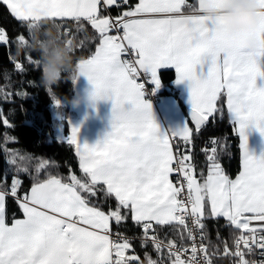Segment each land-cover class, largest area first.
Returning a JSON list of instances; mask_svg holds the SVG:
<instances>
[{
	"label": "snow or ice",
	"instance_id": "snow-or-ice-1",
	"mask_svg": "<svg viewBox=\"0 0 264 264\" xmlns=\"http://www.w3.org/2000/svg\"><path fill=\"white\" fill-rule=\"evenodd\" d=\"M188 0H0L9 14L29 30L38 22L87 21L99 34V46L79 61L81 75L93 85L94 100L113 102L112 130L93 147L78 143L72 128L82 177L70 175L37 180L20 195L21 181L0 176V264H214L219 248L206 245V223L223 218L231 228V243L221 241L222 255L232 264H264V157L247 151L246 129L255 125L264 133V28L259 48L246 51L238 43L242 33H231L219 21H209ZM264 3V0H262ZM117 9V15L110 14ZM25 42L23 36L18 37ZM10 37L0 28V44ZM72 44V40H67ZM208 63L206 76L197 67ZM171 66L177 83L190 81L191 121L179 133H161L152 106L144 100L147 73L159 86V70ZM17 69L23 71L20 63ZM7 85L0 99L13 93ZM224 101L233 127L241 138V171L231 179L218 158L220 142L211 139L206 151L207 174L197 173L191 145L196 133L217 114ZM125 104L130 105L125 109ZM3 113H0V117ZM195 125V129L190 127ZM4 124L11 127L7 120ZM210 152V154H209ZM30 159L12 154L10 163ZM36 162V171L48 167ZM103 193L114 197L108 212L93 203ZM11 198L22 218H6ZM131 219L143 232L142 241L158 254L153 260L135 254L130 239L113 234L116 225ZM170 227L177 238L161 240ZM219 239V234H218Z\"/></svg>",
	"mask_w": 264,
	"mask_h": 264
},
{
	"label": "trees",
	"instance_id": "trees-1",
	"mask_svg": "<svg viewBox=\"0 0 264 264\" xmlns=\"http://www.w3.org/2000/svg\"><path fill=\"white\" fill-rule=\"evenodd\" d=\"M131 2L134 4L138 0ZM188 3L197 6V0H188ZM117 12L118 10L113 8L110 14L115 16ZM38 27L41 32L54 27L59 31L62 40H72L73 57L77 63L90 58L99 46V34L87 21L78 23L67 19L55 21L48 19L38 22ZM0 28H4L10 37L8 45L0 44V89H4L7 85L6 90L13 93L8 100L0 99V113H3L0 117V176L7 175L9 185L13 176L19 179L20 195L28 192L37 180L43 181L50 175L63 178L65 182L70 175L82 177L76 147L69 144V101L75 94V84L71 81H61L52 89H45L41 82L40 54L28 46L33 30H29L26 24L15 20L2 5H0ZM20 36H23L27 42L23 48L18 39ZM17 63L22 64L23 71L17 69ZM160 79V94L175 97L190 122L189 107L175 86L174 71H161ZM219 106L224 108L223 116L217 114L215 120L210 119L209 123L194 136L191 145L192 162L196 166L197 173L203 171L206 175L208 162L205 153L212 147L209 141L216 139L221 146L218 149V162L224 172L231 179H235L241 171V138L233 127L223 100ZM4 120H7L11 127L5 125ZM190 126L195 129L194 124L190 123ZM58 134L66 136L67 140L64 141L63 138L59 140ZM13 153L18 157L30 158L17 160L19 167L26 170L16 171V166L10 163ZM39 160H46L49 163L46 169L37 172L36 162ZM93 203L105 212L116 207L115 198H105L103 193H98L97 197L93 198ZM6 206V218L9 221L13 215L22 218V212L11 198H8ZM205 223L207 232L205 244L221 250V254L214 257V263L232 264L230 258L222 255L221 243V241L231 243V228L222 218H211ZM112 231L134 238L130 240L132 248L141 259H145V254L153 260L158 258L152 245L143 243L142 229L130 218L120 225L113 222ZM158 235L165 241L177 238L176 233L168 226L162 227Z\"/></svg>",
	"mask_w": 264,
	"mask_h": 264
},
{
	"label": "clouds",
	"instance_id": "clouds-1",
	"mask_svg": "<svg viewBox=\"0 0 264 264\" xmlns=\"http://www.w3.org/2000/svg\"><path fill=\"white\" fill-rule=\"evenodd\" d=\"M199 11L210 22H221L231 33H242L238 43L255 53L259 48V30L264 28V3L262 0H200ZM27 43V42H26ZM20 42L21 48L26 44ZM28 46L40 54L41 82L45 89H52L61 81L75 84L81 75L79 62L74 61L73 45L62 40L54 27L41 32L33 29ZM94 101L93 91L77 94L69 101L78 108Z\"/></svg>",
	"mask_w": 264,
	"mask_h": 264
},
{
	"label": "crops",
	"instance_id": "crops-1",
	"mask_svg": "<svg viewBox=\"0 0 264 264\" xmlns=\"http://www.w3.org/2000/svg\"><path fill=\"white\" fill-rule=\"evenodd\" d=\"M198 6V0H197ZM261 69L264 70V59L260 61ZM209 65L206 62L203 66L197 67V74L206 76L207 69ZM163 70H173L175 73V86L181 93V98L185 102V104L192 108L190 96V81L184 80L182 82L177 83V73L173 67L168 66L164 69L159 70V86H155L157 93H161V79L160 72ZM257 87H264V77L257 78ZM78 91L81 93L83 91V87L80 85ZM146 102H149L152 106V113L155 124L160 129L161 133H179L183 130V128L188 123V117L184 113L182 107L180 106L178 100L173 96H163L161 95V99L159 102L154 103L152 100L143 97ZM84 106L93 105L95 107L98 106V114H93L90 110L84 111L85 118L82 120H76V123L72 126V128L79 129L77 133L78 143L83 145H88L89 147H93L101 142L104 137L112 130L111 121H112V109L113 102L110 99L104 100H94L92 103L83 104ZM125 109L129 108L130 105L125 104ZM87 116V117H86ZM230 119L232 117L230 116ZM233 120V119H232ZM69 121V120H68ZM234 124V120L231 121ZM191 127V126H190ZM70 128V126H69ZM69 131V140L71 135V129ZM236 130V129H235ZM237 132V130H236ZM238 133V132H237ZM247 135V151L250 156L253 157H264L263 154L254 149V146L258 143L264 142V133H261L255 125H249L246 129ZM242 149V156H243ZM223 219V218H222Z\"/></svg>",
	"mask_w": 264,
	"mask_h": 264
},
{
	"label": "rangeland",
	"instance_id": "rangeland-1",
	"mask_svg": "<svg viewBox=\"0 0 264 264\" xmlns=\"http://www.w3.org/2000/svg\"><path fill=\"white\" fill-rule=\"evenodd\" d=\"M83 87V91L80 93L78 91L79 86ZM93 91V85L88 81L87 77L84 75H80L79 80L75 83V94H82L84 92H91ZM86 110H90L93 111V114H98V106L95 107L93 105H89V106H84L83 104H81L78 108H74L71 106L69 107V113H68V120H69V126L70 128H72V126L76 123V120H82L83 118H85V116H83L84 111ZM87 117V116H86ZM231 121H233L231 119ZM254 149H257L258 151H260L263 156H264V142L258 143L254 146Z\"/></svg>",
	"mask_w": 264,
	"mask_h": 264
},
{
	"label": "built area",
	"instance_id": "built-area-1",
	"mask_svg": "<svg viewBox=\"0 0 264 264\" xmlns=\"http://www.w3.org/2000/svg\"><path fill=\"white\" fill-rule=\"evenodd\" d=\"M142 80H143V82L145 83V87H144V89H143V91H144V97H146V98L152 100L153 102L157 103V102L160 100L161 96L158 95V94L155 92V89H154V87H153L152 84H151L149 74L146 73V74L142 77ZM168 134H171V133H168ZM115 233H118V232H113V234H115ZM122 235H123V234H122ZM124 236H125V235H124ZM127 237H128L130 240L134 239V238L129 237V236H127ZM250 258H251V259H254V260H257V261H259L260 259H264V258L260 257V255H259L258 252H257V254H256L255 256L250 257ZM214 264H215V263H214Z\"/></svg>",
	"mask_w": 264,
	"mask_h": 264
},
{
	"label": "water",
	"instance_id": "water-1",
	"mask_svg": "<svg viewBox=\"0 0 264 264\" xmlns=\"http://www.w3.org/2000/svg\"><path fill=\"white\" fill-rule=\"evenodd\" d=\"M191 112H192V108H189L188 109V116L189 118L191 119ZM59 140H61L63 138V140H67V137L66 136H63L62 134H58V137H57Z\"/></svg>",
	"mask_w": 264,
	"mask_h": 264
}]
</instances>
